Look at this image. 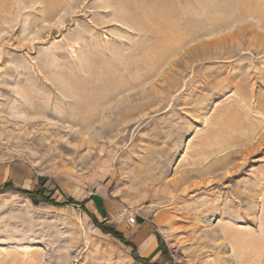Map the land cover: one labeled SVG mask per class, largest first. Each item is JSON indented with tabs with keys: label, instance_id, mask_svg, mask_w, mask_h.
<instances>
[{
	"label": "rangeland",
	"instance_id": "1",
	"mask_svg": "<svg viewBox=\"0 0 264 264\" xmlns=\"http://www.w3.org/2000/svg\"><path fill=\"white\" fill-rule=\"evenodd\" d=\"M94 217L264 264V0H0V264H146Z\"/></svg>",
	"mask_w": 264,
	"mask_h": 264
},
{
	"label": "trees",
	"instance_id": "2",
	"mask_svg": "<svg viewBox=\"0 0 264 264\" xmlns=\"http://www.w3.org/2000/svg\"><path fill=\"white\" fill-rule=\"evenodd\" d=\"M3 188L14 189L17 192L25 193L32 200H37V201L40 200V201H44V202L51 203V204H57V203H55L54 199H52L50 196L45 195L44 191H27V190H23V189H20L18 187H15L12 183H5ZM66 203H75V204H78L79 206H83V207L85 204V202L77 203L76 201H74L72 198H69V197L66 198ZM92 217H93V215H92ZM93 220H94L95 224L98 227H100L103 232L111 234L112 236L116 237L121 242H123L125 245L131 247L132 248L131 254L136 261L143 262L146 264H157L156 262L152 261V257H147V258L139 257L136 253V251H137L136 245H134L131 241L127 240V238L125 237V235L123 233H121V232H119V231H117L111 227H107V226L103 225V223H99L95 219V217L93 218ZM163 247H164V245H161V249Z\"/></svg>",
	"mask_w": 264,
	"mask_h": 264
},
{
	"label": "crops",
	"instance_id": "3",
	"mask_svg": "<svg viewBox=\"0 0 264 264\" xmlns=\"http://www.w3.org/2000/svg\"><path fill=\"white\" fill-rule=\"evenodd\" d=\"M92 196V195H91ZM93 195L92 198H95ZM68 198V197H66ZM71 198V197H69ZM73 199V198H72ZM74 200V199H73ZM89 200L94 204V208H95V203H94V199H91L89 198ZM98 200H101L100 203H102V200L103 198L101 197V195L97 198V201ZM75 201V200H74ZM95 200V202H97ZM103 206H100V208H102ZM98 211V210H97ZM98 213V212H97ZM100 216V215H99ZM101 217V216H100ZM103 218V217H102ZM129 224V223H128ZM130 225H132V223H130ZM121 232V231H120ZM138 232V231H137ZM122 233V232H121ZM124 234V233H123ZM125 237L127 238V240L131 241L134 245H136L137 247V250L140 251V248L149 240L151 239V242L153 243L152 247L149 249V253L146 255V257L143 255L142 257L143 258H147L148 255H150L153 250L157 247V240H156V237H155V234L154 233H140V234H137V233H132V232H129L125 235Z\"/></svg>",
	"mask_w": 264,
	"mask_h": 264
},
{
	"label": "built area",
	"instance_id": "4",
	"mask_svg": "<svg viewBox=\"0 0 264 264\" xmlns=\"http://www.w3.org/2000/svg\"><path fill=\"white\" fill-rule=\"evenodd\" d=\"M127 220H128V222L133 223V222H135V217L133 215H131Z\"/></svg>",
	"mask_w": 264,
	"mask_h": 264
},
{
	"label": "bare ground",
	"instance_id": "5",
	"mask_svg": "<svg viewBox=\"0 0 264 264\" xmlns=\"http://www.w3.org/2000/svg\"><path fill=\"white\" fill-rule=\"evenodd\" d=\"M245 8V7H244ZM90 96V95H89ZM91 98V97H90ZM90 104V103H89Z\"/></svg>",
	"mask_w": 264,
	"mask_h": 264
}]
</instances>
